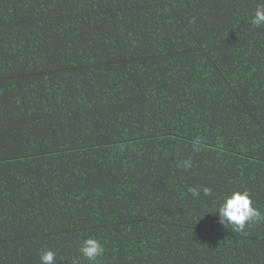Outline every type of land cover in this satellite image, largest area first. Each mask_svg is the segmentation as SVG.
Returning a JSON list of instances; mask_svg holds the SVG:
<instances>
[{
	"label": "trees",
	"instance_id": "trees-1",
	"mask_svg": "<svg viewBox=\"0 0 264 264\" xmlns=\"http://www.w3.org/2000/svg\"><path fill=\"white\" fill-rule=\"evenodd\" d=\"M259 3L0 0V264H264Z\"/></svg>",
	"mask_w": 264,
	"mask_h": 264
},
{
	"label": "clouds",
	"instance_id": "clouds-1",
	"mask_svg": "<svg viewBox=\"0 0 264 264\" xmlns=\"http://www.w3.org/2000/svg\"><path fill=\"white\" fill-rule=\"evenodd\" d=\"M254 28L264 27V0H260L250 20ZM194 150H198L194 148ZM185 169L190 167L188 162L184 164ZM188 192L193 197H199L201 190L197 187H189ZM205 195H209L208 189H203ZM218 213L221 224H230L237 232L244 231L247 225L264 220V214L254 206L251 192L248 189H233L225 194L218 204ZM80 253L87 258L91 264H96L97 258L105 253V248L99 239L89 236L82 241L79 247ZM40 264H57V253L52 248H45L39 256Z\"/></svg>",
	"mask_w": 264,
	"mask_h": 264
}]
</instances>
